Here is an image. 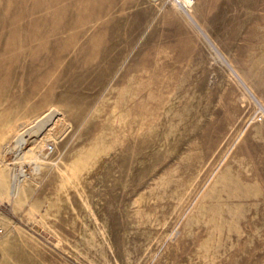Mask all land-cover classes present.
Masks as SVG:
<instances>
[{
	"label": "rangeland",
	"instance_id": "obj_1",
	"mask_svg": "<svg viewBox=\"0 0 264 264\" xmlns=\"http://www.w3.org/2000/svg\"><path fill=\"white\" fill-rule=\"evenodd\" d=\"M0 207V264H264V0H0Z\"/></svg>",
	"mask_w": 264,
	"mask_h": 264
},
{
	"label": "built area",
	"instance_id": "obj_2",
	"mask_svg": "<svg viewBox=\"0 0 264 264\" xmlns=\"http://www.w3.org/2000/svg\"><path fill=\"white\" fill-rule=\"evenodd\" d=\"M178 3L187 6L193 3V0H176ZM45 148L48 151L52 152L54 150V144L50 141L46 143ZM5 231V220H4V212L3 209L0 207V235L3 234Z\"/></svg>",
	"mask_w": 264,
	"mask_h": 264
},
{
	"label": "bare ground",
	"instance_id": "obj_3",
	"mask_svg": "<svg viewBox=\"0 0 264 264\" xmlns=\"http://www.w3.org/2000/svg\"><path fill=\"white\" fill-rule=\"evenodd\" d=\"M30 140H31V137L28 140H24L23 138H20V142H22V145H20L21 148L19 146H17V148L15 149V152L18 153L23 148L22 146L25 145L26 143L30 142ZM16 155H18V154H15V156ZM15 164H16V166H14L15 168H14L13 177H14V186H15V188H17L18 184L21 182V179H22V175H21L22 169H21L18 162Z\"/></svg>",
	"mask_w": 264,
	"mask_h": 264
}]
</instances>
